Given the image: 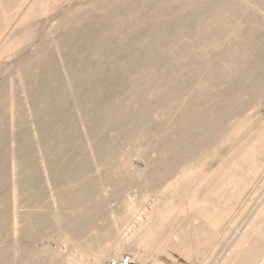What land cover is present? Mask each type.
<instances>
[{
    "label": "rangeland",
    "instance_id": "rangeland-1",
    "mask_svg": "<svg viewBox=\"0 0 264 264\" xmlns=\"http://www.w3.org/2000/svg\"><path fill=\"white\" fill-rule=\"evenodd\" d=\"M0 2V264H264V0Z\"/></svg>",
    "mask_w": 264,
    "mask_h": 264
},
{
    "label": "bare ground",
    "instance_id": "bare-ground-1",
    "mask_svg": "<svg viewBox=\"0 0 264 264\" xmlns=\"http://www.w3.org/2000/svg\"><path fill=\"white\" fill-rule=\"evenodd\" d=\"M247 1V0H246ZM238 2V1H236ZM1 3V2H0ZM249 3V2H248ZM261 4V3H260ZM252 5V4H251ZM264 9V8H263ZM256 11V10H255ZM264 13V12H263ZM257 14V13H256ZM258 15V14H257ZM259 228V227H258ZM131 230V229H130ZM254 232L258 235V237L260 238L261 242L264 243V231L262 229H256L254 228L253 229ZM261 247H264V246H260V249L258 248V250L256 251L255 253V258L256 259H259L263 256V253H264V248H261ZM258 263V262H257ZM85 264V263H84Z\"/></svg>",
    "mask_w": 264,
    "mask_h": 264
},
{
    "label": "built area",
    "instance_id": "built-area-1",
    "mask_svg": "<svg viewBox=\"0 0 264 264\" xmlns=\"http://www.w3.org/2000/svg\"><path fill=\"white\" fill-rule=\"evenodd\" d=\"M109 264H139L136 259L131 256L112 259Z\"/></svg>",
    "mask_w": 264,
    "mask_h": 264
}]
</instances>
